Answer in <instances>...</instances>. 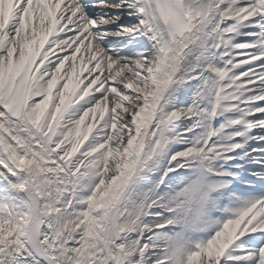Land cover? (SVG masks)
<instances>
[{"label":"snow or ice","instance_id":"snow-or-ice-1","mask_svg":"<svg viewBox=\"0 0 264 264\" xmlns=\"http://www.w3.org/2000/svg\"><path fill=\"white\" fill-rule=\"evenodd\" d=\"M0 264H264V0H0Z\"/></svg>","mask_w":264,"mask_h":264}]
</instances>
